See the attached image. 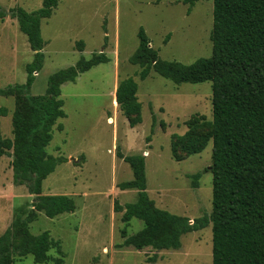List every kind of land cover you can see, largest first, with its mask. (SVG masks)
<instances>
[{
    "label": "rangeland",
    "instance_id": "1",
    "mask_svg": "<svg viewBox=\"0 0 264 264\" xmlns=\"http://www.w3.org/2000/svg\"><path fill=\"white\" fill-rule=\"evenodd\" d=\"M43 5V0H0L6 13L0 19V87L23 84L26 65L35 51L21 31L16 8L28 11ZM213 0H58L50 17L43 19L41 33L45 57L36 71L31 93L44 94L54 72L76 65L81 58L104 52L109 61L78 75L62 85L61 97L66 116L53 128L47 147L60 159L42 185V194H66L75 201L73 212L53 218L42 211L29 223L33 234L48 230L60 242L63 255L55 247L50 258L36 262L32 255L17 258L15 264H213L212 222L182 236L180 249L141 250L125 245L127 236L144 227L133 218L122 219L124 206L138 199L137 189H121L119 184L132 180L129 163L117 156L143 154L146 162L147 192L160 208L195 218L213 211L212 141L197 154L176 159L171 150L174 134L188 130L193 117L212 120V82L176 84L152 70L144 79L141 67L133 62L138 31L143 27L149 45L160 58L190 64L212 53ZM83 42L79 50L78 42ZM132 77L138 83L137 97L142 103V122L131 126L130 119L117 103L119 82ZM15 96L0 95V125L5 137H13L12 113ZM58 124L63 129L58 128ZM11 152V151H10ZM12 156L0 161V234L20 216L25 219L37 195L27 183L14 180ZM199 173L197 179L192 175ZM197 181L198 187L193 183Z\"/></svg>",
    "mask_w": 264,
    "mask_h": 264
},
{
    "label": "trees",
    "instance_id": "2",
    "mask_svg": "<svg viewBox=\"0 0 264 264\" xmlns=\"http://www.w3.org/2000/svg\"><path fill=\"white\" fill-rule=\"evenodd\" d=\"M183 1L193 4L196 0ZM57 2L43 0L42 7L36 10L18 7L13 13L35 54L26 65L25 83L0 87V95L16 98L13 137H5L0 125V161L3 155L10 154L15 182L27 183L29 192L38 197L25 219L17 216L0 234V264H15L17 258L29 254L36 262H44L50 258L52 247L63 255L60 242L53 240L48 230L33 234L29 228L38 211L53 218L76 208L69 195L42 194L43 180L60 163L47 147L55 124L66 116L62 85L109 61L104 52L93 53L89 59L81 58L76 65L51 74L44 94L31 93L34 73L42 69L45 57L41 23L51 16ZM213 4L210 56L190 64L162 59L149 45L143 27L139 28V45L132 56L141 67L142 79L154 70L176 84L212 82V120L193 117L188 130L182 135L174 134L171 143L173 156L181 160L201 153L212 141V214L190 223L187 216L158 207L147 192L145 156L125 155L119 147L117 156L129 163L134 175L119 187L137 189L138 199L124 206L116 203V208L124 210L125 222L133 218L144 222L141 230L124 241L138 250L180 249L183 235L212 222L213 264H264V0H213ZM5 15L0 6V19ZM77 45L83 50V42ZM138 88V83L129 77L122 79L116 89V101L133 127L142 122ZM0 112L6 113L2 108ZM58 128L62 130L63 126L58 124ZM199 175L192 177L197 179ZM193 186L198 187L197 181ZM157 259L155 253L148 258L149 264ZM54 260L61 264L63 259Z\"/></svg>",
    "mask_w": 264,
    "mask_h": 264
},
{
    "label": "crops",
    "instance_id": "3",
    "mask_svg": "<svg viewBox=\"0 0 264 264\" xmlns=\"http://www.w3.org/2000/svg\"><path fill=\"white\" fill-rule=\"evenodd\" d=\"M115 98H116V95H115Z\"/></svg>",
    "mask_w": 264,
    "mask_h": 264
}]
</instances>
